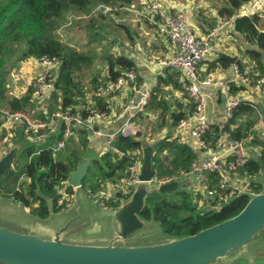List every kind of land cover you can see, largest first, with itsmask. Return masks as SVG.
I'll use <instances>...</instances> for the list:
<instances>
[{
	"label": "trees",
	"instance_id": "16d2710c",
	"mask_svg": "<svg viewBox=\"0 0 264 264\" xmlns=\"http://www.w3.org/2000/svg\"><path fill=\"white\" fill-rule=\"evenodd\" d=\"M249 1L223 0V6L217 10L218 16L230 19ZM132 2L133 0H0V107L10 111L23 112H29V108L32 107L29 90L20 97L8 98L6 96V78L10 73L8 61L17 54L10 66L31 58L46 57L59 60L61 65L55 82V91L51 98L56 104L60 98L62 110L70 107L73 110L78 104V98L84 96L81 84L77 81L79 78L77 73L89 69L88 67L94 63L95 56L84 54L61 42L55 35L58 28L56 20L61 17L66 7L77 13H83L93 5H96L97 8L102 5L109 9H124ZM263 14L264 11L261 16L254 13L249 16L235 17L233 24L234 31L241 34L248 45L243 50V55L253 63V68L257 73L255 81L264 77ZM98 17L103 19L104 15L99 13ZM117 26L124 29L122 25ZM15 46L19 49H15ZM99 59L106 66L107 80L110 81H116L123 71L135 70L134 63L123 54L115 55L109 52L103 54ZM235 64L240 73H243L244 65L238 59ZM216 66L227 68L230 63L227 60L218 59L210 62L208 68L212 70ZM157 81L156 87L149 93L143 111L155 116L154 121H157L159 128L166 125L168 118L175 126L179 121L187 119L189 113L193 112V104L190 101L186 104L178 101L169 102L165 91L167 86L184 93L174 71L166 69L164 75L159 76ZM93 83L98 86L96 78L93 79ZM239 90H243L242 87L239 88L231 84L230 92L232 94ZM259 90L264 92V83ZM184 96L187 98L185 93ZM93 101L97 107L103 110L104 101L101 97H94ZM249 104L248 102L240 104L234 111L232 120L224 127L234 140L247 139L250 136L249 130L252 126L250 123L240 124L235 129H230L236 119L254 115V110ZM83 114L86 116L85 112ZM214 131H217V126H214ZM80 133L85 134L86 132L81 131ZM140 138V133H136L135 136L117 134L110 143L109 149L91 161L87 176L82 183L83 186H90L88 174L93 178L98 176L100 179L98 181H109L121 177L128 166L134 162L133 155H139L138 153L141 152ZM86 143L85 140L83 145L86 146ZM249 144L260 149L259 155L249 159L241 168L240 173L253 176L264 168V140L251 137ZM164 152L173 154V159L170 162L167 161L166 155H163ZM20 157L25 158L26 163L15 172L17 174H14V171L6 170L0 175V195L11 198L29 208L36 217L46 219L49 216L46 200L50 199L53 202L54 212L62 209V207L56 206V200L59 197L57 189L65 188L63 191H72L68 180L70 173L81 161V156L71 153L70 157L59 155L54 158L52 152L43 145H27L20 152ZM194 158L195 154L187 145L164 138L152 156L153 169L158 178H169L168 176L181 170L187 172ZM21 176L28 179V184L25 187L19 186L13 189L12 184L14 181L17 182ZM252 188L255 193H260L262 185L255 183ZM175 197L177 201L170 202L161 193H151L146 198L145 207L140 213L143 219L157 222L166 217L160 225L161 230L175 238L194 235L236 216L249 200L247 196L241 195L221 206L219 210L194 214V207L187 193L177 192ZM36 203H38V207L34 208L33 205ZM118 204V201L110 203L112 207H118Z\"/></svg>",
	"mask_w": 264,
	"mask_h": 264
},
{
	"label": "built area",
	"instance_id": "2783aa9c",
	"mask_svg": "<svg viewBox=\"0 0 264 264\" xmlns=\"http://www.w3.org/2000/svg\"><path fill=\"white\" fill-rule=\"evenodd\" d=\"M148 6L147 11L140 12L139 16L144 15L146 20L155 26L156 33L167 39L171 52L163 62V66L169 67L179 74L181 88L193 104L191 116L179 121L176 125V129L182 134V137L176 138V141L179 144L187 145L185 142L187 141L186 136H188L189 139L195 141L197 150H199L198 154L194 153L193 149L187 145L195 154L187 172L172 179L158 178L154 170L155 174L150 183L160 186L178 179L190 180L189 186L180 192L193 197L194 214L219 210L221 206L242 194H247V197L255 194L252 188L255 185V182L252 181L253 177L250 179L251 176L246 175L245 177L240 173L241 168L248 161V141L251 137L234 140L230 132L224 129L225 125L232 120L236 108L246 102L234 97V94L230 92L231 84L238 86V80L241 79L242 73L234 64L232 78L215 80L209 75L201 74L199 67L222 53L223 47L219 42V33L225 29H233L235 17L260 13L264 8V0H250L239 15L222 21L207 35L201 36L191 29L182 12H172L171 9L156 0H150ZM98 10L106 12L109 8L101 5ZM27 61L37 65L40 73L29 80L25 92L30 91L31 104L41 113L42 118L36 119L28 112L10 111L0 107V132L4 134L3 146H0V158L11 149L14 125H23V130L36 140H42L41 136H45L48 140L54 137L55 139L50 140L46 147L56 158L58 153L65 150L74 131H85L94 136L101 135L95 129L96 124L109 120L110 114L115 111L116 103L114 101L117 93H123L127 88L134 95L140 94L136 84L135 71H123L116 81L106 79L105 82H100L98 86L93 87L88 94H84L82 108L74 107L72 110L70 107L66 110L57 109L50 112V99L55 91V82L61 63L57 59L46 57L31 58ZM12 79L16 80V77L13 75ZM263 83L264 77L257 79L255 90L259 91ZM213 87L220 90L224 100L222 121L218 123L212 122L208 118V97L203 91L205 88ZM94 97L103 99V110L95 105ZM148 97L149 92L141 94L137 105L138 109L146 104ZM128 103L134 105V98H130ZM249 105L258 113L257 126L264 131V118L255 105ZM214 126H217V131H214ZM230 127L231 130L235 129L236 123L231 124ZM117 134L135 136L136 132L127 122L116 133L106 135V143L110 145ZM6 145L10 146L9 149L7 148L8 150ZM139 169L138 160H134L121 177L111 181H98L95 188L89 185L83 186L87 198L96 203L100 209L112 208L108 202L118 201L115 197L117 193L123 197L131 194L133 185L138 182ZM18 181L15 188L19 187ZM57 193L59 197L56 200V206L68 208L72 205L73 191L66 192L63 189H57ZM165 196L168 198V195Z\"/></svg>",
	"mask_w": 264,
	"mask_h": 264
},
{
	"label": "water",
	"instance_id": "95a60500",
	"mask_svg": "<svg viewBox=\"0 0 264 264\" xmlns=\"http://www.w3.org/2000/svg\"><path fill=\"white\" fill-rule=\"evenodd\" d=\"M218 58L227 60L230 64L236 61L235 57L225 53H220ZM259 108L264 118V106L259 104ZM20 134L18 131V136ZM162 141L163 139H159L150 144L144 139L140 140L142 156L133 155V159L138 160L140 164L138 182L133 185L129 196L123 197L120 193L115 195L119 202L115 208L100 209L87 198L82 183L87 176L91 159L81 158L68 180L73 191V203L68 208L69 211L75 212L74 218L60 227L51 239L17 233L0 226V264H234L239 259L241 260L236 263L256 264L251 260V256H258L246 248L251 246L258 234L264 230L263 180L260 181L261 192L249 195L246 206L230 219L191 236L140 241L143 239V233L140 231L144 228L147 231V221H154L145 220L140 216L146 198L154 192L171 196L183 190L186 185L182 179L160 186L150 183L155 174L152 156ZM18 150L19 146L15 145L0 158V175L6 170L11 171ZM86 200L101 211L99 215L102 220L107 221L105 225L110 222V226L114 227L109 232V240L104 246L78 245L64 241L66 236L74 233L78 222H84V225L79 227L81 230L93 225H87L90 220L84 219L82 207ZM46 202L50 216L54 213L53 202L50 199ZM165 219L166 217L154 222L160 226ZM232 255L234 256L231 258ZM258 258L257 264L264 262V254Z\"/></svg>",
	"mask_w": 264,
	"mask_h": 264
},
{
	"label": "crops",
	"instance_id": "0c3cea01",
	"mask_svg": "<svg viewBox=\"0 0 264 264\" xmlns=\"http://www.w3.org/2000/svg\"><path fill=\"white\" fill-rule=\"evenodd\" d=\"M156 1L162 3L164 6L171 9L172 12H182L186 16L187 21H188L191 29L197 35H200V36L201 35H207L210 31L215 29L222 21L226 20V19L220 18L218 16V13H217L218 8L223 6V0H218L219 3L217 2V0H213V1L212 0H156ZM149 2H150V0H133L132 4L125 9L128 11H131L133 9L135 11V13L139 15L140 12L147 11V9L149 7L148 6ZM138 5L140 7H138ZM247 5H248V3L243 5L237 11L236 15H239L242 12L243 8H245V6H247ZM202 11H205V12L201 13ZM263 11H264V8L261 9L260 16L262 15ZM106 13H107V11H106ZM106 13H102V14L104 15ZM247 16H249V15H247ZM239 17H241V16H239ZM213 18H216V25L213 28H210V26H208V24L206 22L212 21ZM148 24H150L153 27L155 34L158 37H160V40L162 42L161 43L162 44L161 49L165 53L164 60L161 62L159 61L156 64H154L155 60H157L158 57L152 56L153 55L152 53H151V56L149 55L150 57H148V56L146 57V55L144 53L140 52L138 44L134 45L136 47L134 52L126 50L124 45L129 43L130 40L124 39V40H122L124 42L123 44L121 42H120V45L115 44L118 51H119V53L116 55H122L123 54L124 56L128 57L134 63V65H135L134 71L136 73V84H137V88H138L140 94L134 95L133 93L129 92L127 88L124 90L123 93H117L116 94V97H115L116 99L114 101V103H116L115 104V111L110 114V118L108 121H104V122H100V123L96 124L95 129L98 132H100L101 135L94 136V135H90L87 132L85 134H81L80 133L81 131L79 130V131H74L73 135L69 139L70 143L71 142L78 143L79 136H81L82 138H84L86 136L88 139V145L86 143V146L91 151L90 153L92 155H94V157H89L91 159V161L94 158L100 157L105 151H107L109 149V145L106 143V138H105L106 135L116 133L127 122L133 126L136 133H139L141 131V130L139 131L137 129V126H135V122H137V121H132V119H134V116L137 117L140 114H146V113H143L144 112L143 111L144 106L140 109H138V106H137L140 99H141V94L147 93V92L150 93L156 87L157 82H158L157 81L158 77L164 75L166 69L174 71L177 74L178 82L180 84L179 74L175 70H173L169 67L163 66V62L166 61V59L169 57L170 52H171V47L168 44L167 39L161 37L160 35H158L156 33L155 26L153 24H151V23H148ZM219 36H220L219 42L222 44V47H223L222 53H225L231 57H235L236 60L238 59L242 63V65H244V71L247 68L251 69V66H253V63L246 56L243 55V52L241 54L239 52L240 50H238V48H237V46L239 45V49H241L243 51L248 46L246 44V42L244 41L242 35L235 32L234 29L229 28V29L222 30L219 33ZM234 36L236 38H238V42L236 39H234ZM218 59H219L218 57H214V58L204 62L199 67L200 73L204 74V75H209V76L213 77L215 80H227L229 78H232L233 77L232 71H233V67H234L235 63L230 64V66L227 68H223L221 66H216L212 70H210L208 68L210 62H214ZM161 65L163 67H160ZM103 67H104V71H106V72H105V75L103 74L102 79H99V83L105 82L107 79V68H106V66H103ZM100 68H101V66L97 65V69H100ZM38 73H40V72H39V69H37V65H34L33 63H31V61H27V60L23 61L21 63V69H20V73H19L20 75L18 78H16V80L13 79L12 83L13 84L16 83L19 79H24V80H27L29 82V80L32 77L37 76ZM28 82H27V84H28ZM246 88L247 87L245 85L244 92L246 91ZM251 90L252 89H249L250 92H252ZM90 91H91V89L88 91H84L82 93L88 94ZM165 91L167 93V96L170 95L171 93H179V94H182V96H183V98L177 99L178 98L177 97L173 101H171L169 99L170 103L171 102L175 103L176 101H178L180 103L186 104L190 101V100L189 101L186 100L188 97L185 98V96H184L185 92L182 93L181 91L174 90V89H172V87H169V86H167L165 88ZM203 91L205 92V94L208 97L207 115H208L209 120L212 122H215V123L222 121V116H223V111H224V100H223V96L220 94V90L217 87H213L210 89L205 88V89H203ZM257 92L260 93V91H257ZM185 95H186V93H185ZM236 96H237V94H236ZM130 98H134V100H135L134 105H130L128 103V100ZM263 99H264V97H263ZM82 101L83 102H82L81 106L79 104H77L75 107L82 108L84 105L83 97H82ZM53 102H54V100L51 98L50 99V106H49L50 112H53L57 109H61L60 98H58V104H56V103L53 104ZM246 102H248V101H246ZM250 102L251 101H249V103ZM250 104H252V102ZM51 105H53L52 107H54L53 111H51ZM253 105H254V103H253ZM262 105L264 106V102ZM255 106L257 107V109L260 112L259 104H255ZM253 110H254V114L256 113V115H257V118H258L257 121H259L258 113L255 111V109H253ZM39 114L41 115V113H39ZM147 114L149 116L151 115L155 120V116L153 114H149V113H147ZM260 114H261V112H260ZM189 116H191V114ZM154 120L153 121H146L148 123V124H146V126L150 125V129H149L150 133L148 134V136L144 137L143 139H145V141L147 143H153L154 141L156 142L159 139L168 138V137H166L168 135H170V137H172L174 139L182 137V134L176 129V126L173 125L171 119L168 118L166 121V125L162 128H159L157 121H154ZM138 127H140V126H138ZM13 129H14L13 130L14 136L12 137V140H11V145H12L11 148L15 145L19 146V150H18V153L16 156V157H19L20 152L27 146L26 145L23 147V144H24L23 139H24L26 133L23 129H20V128L14 127ZM18 131H20V133H21L20 136H18ZM41 137L43 138L42 140H39V139L32 140L33 143L29 144V145H35V146L43 145L46 147V145L50 142V140L53 141V139H55L53 137V138H50L48 140V139H46L45 136H41ZM3 139H4V134L2 132H0V146H3V144H2ZM186 139H187V141L185 143L193 149L194 153L196 152L198 154L199 150H197V145H196L195 141L193 139H189L188 136H186ZM13 140H16V144L13 143ZM140 140H141V138H140ZM27 141H29V140H27ZM249 153H250V146H248V155H249ZM59 155H61L63 157L62 153H58V155L56 157H58ZM258 155H259V153L256 154L254 157L251 156L250 159L256 158V157H258ZM242 176L246 177V175H242ZM252 177L255 178V175L251 176L250 179H252ZM18 180L21 182L20 178ZM26 180H27V184H28V179H26ZM109 181H111V180H109ZM184 181L186 183L185 187H188L189 184L191 183L190 180H184ZM1 198L4 199L5 202L11 204L13 207L18 208V209H22V215H20V217H17V218L15 217L13 219L9 216L4 217L2 214H0V219H2V220L4 219L5 222L11 223V224H7L3 221H0V226L6 227L9 230H12V231L17 232V233L34 235V236H36L38 238H42V239H51L60 227L65 225L70 219L74 218V214H75V212L73 213L72 211H69V212L62 213L61 215H59L61 212L60 211V212H54L47 219H40V218H37L35 215H33L30 212L29 208L22 206L18 202L13 201L11 198L9 199V198H5L2 196H1ZM33 207L37 208L38 203L34 204ZM77 221L75 223H77ZM105 224H107V221L100 220L97 222H93L92 226L86 227V228L81 230L79 227H82L84 225V222H82V223L78 222L76 225V228L74 229V233L69 235V236H66L64 238V241L67 243L78 244V245L104 246L107 244V242L109 240V234H110V233H108V234L102 233V230H103ZM263 263L264 262H262V261L259 262V264H263ZM234 264H239V263H234Z\"/></svg>",
	"mask_w": 264,
	"mask_h": 264
},
{
	"label": "rangeland",
	"instance_id": "374dc122",
	"mask_svg": "<svg viewBox=\"0 0 264 264\" xmlns=\"http://www.w3.org/2000/svg\"><path fill=\"white\" fill-rule=\"evenodd\" d=\"M217 2L219 3L218 0ZM138 7L140 6L138 5ZM108 11L107 13L100 12L97 6L93 5L89 7V9L86 10L85 12L77 13L66 7L61 17L56 20V24L58 28L55 32V35L61 42H63L64 44L70 45L77 51H82L84 54L90 55L92 57L93 55L95 56L94 63L92 66L88 67L89 69H87L86 71L82 73L81 72L77 73V77H79L77 78V81L81 84L82 92L88 91L92 89L93 87H95V84L93 83L94 78L97 79L98 85H99L100 84L99 79H102L103 74L105 75L106 71H104V67H103L105 65L99 59V57L101 58L103 54H106L109 52L114 53L115 55L118 54L119 51L115 44L120 45V42L123 44L124 42L122 40L124 39L130 40V36L132 37V40L129 41V43L124 45L126 50L134 52L136 48L134 45L138 44L140 52L144 53L146 57L147 56L150 57L151 53L153 54L152 56L158 57L157 60H155L154 64H156L159 61L160 62L163 61L165 58L164 56L165 53L161 49L162 42L160 40V37H158L155 34L153 27L150 24H148L149 22L146 20L144 15L139 16L138 14L135 13L133 9L131 11H128L125 8L124 9L123 8L109 9ZM205 11H202L201 13ZM99 13L101 14L106 13L104 14L103 19H100L98 17ZM260 13H258V15H260ZM206 23L208 24V26H210V28H213L216 25V18H213L212 21H209V22L207 21ZM117 25H122L124 29H120ZM234 39H236L238 42V38L234 36ZM237 48L238 50H240L239 52L242 54L243 51L239 49V45L237 46ZM15 49H19V48L15 46ZM16 57H17V54H15L14 57H11L8 61V66L10 67V73L8 74L6 78V85H7L6 96L8 98L20 97L24 95L25 90L27 88V82H28L27 80L19 79L16 83L14 84L12 83L13 75L16 78H18L20 75L19 73L21 69V63L10 66V64L13 63V60H15ZM97 65H100L101 68L97 69ZM160 67H163V66L161 65ZM253 67L254 66H251V69L250 68L245 69V71L242 73V77L241 79L238 80L239 84L236 87H239V88L242 87L243 90H239L236 93H234V97H238L239 99L243 101H248V103L249 101H251L252 104L254 103V105L263 104L264 92L259 90L260 93H258L255 90V83H256L255 77L257 76V73ZM245 85L247 88H246V91L244 92ZM248 88L252 89L251 90L252 92H250ZM167 97L171 101H173L177 97H178L177 99L183 98L182 94H179V93H171ZM186 100L189 101L188 98ZM77 102L81 106L83 102L81 96L78 98ZM54 103L55 101L53 102V104ZM52 106L53 105H51V111L54 110V107ZM28 113H30L31 116L36 119H39L42 117V115L39 114L40 112L37 109H35L33 106L29 108ZM257 119L258 118L255 113L254 115L242 116L241 118L236 119L235 123H236V126L240 124L244 125L245 123H250L252 125L249 130L250 137H258V139L260 138L261 140H264V131H262L257 126V122H258ZM153 120L154 118L151 115L149 116L147 113L140 114L137 117L134 116V119H132V121H137L135 122V126H137V129L139 131L141 130L140 131L141 133L139 132L141 134V139L148 136V134L150 133V130H149L150 125L146 126V124H148L146 121H153ZM14 127L23 129V125H14ZM133 130L135 131L134 128ZM25 133L26 134L23 139L24 140L23 147L26 145L32 144L33 143L32 140H35V138H32L31 135L27 134V132ZM166 137H168L169 140L176 141V139L170 137V135ZM85 139L87 140V145H88L87 137L85 136L84 138H82L81 136H79L78 143L68 142L65 150L60 153H62L63 157H70L71 153H76V154L78 153V155L81 156L82 160L83 158H86V157L88 158L94 157V155L90 153L91 151L87 148V146L85 147L83 145V141ZM27 140H29L30 142ZM248 142H250V140ZM13 143L16 144V140H13ZM7 148L9 149L10 146L8 147V145H6V149ZM259 151L260 149L258 147H254L251 145L250 153L248 155V160L250 159L251 156L254 157L256 154H258ZM138 154H139V157L142 156V152ZM163 155H166L168 162H170L173 159V154L169 152H164ZM25 163H26V159L21 158L19 154V157H16L12 164L11 171H14V174H17L15 172L18 171L22 166H24ZM183 172L184 171L181 170L177 172L176 174H172L168 177L172 179H176L177 177L181 176ZM88 178L90 179V181L88 182L90 184V187L93 186V188H95L97 185L96 182L100 180L98 179V176L93 178L90 176V174H88ZM263 178H264V168H262L260 173L255 175V178L253 177L252 181L259 184L260 181L263 180ZM20 179H21V182L18 181L19 183L18 186L25 187L27 184L26 178L24 176H21ZM15 185H16V182L14 181V183L12 184L13 189L15 188ZM61 189H65V188H61ZM1 196L2 195H0V214H2L4 217L9 216L13 219L15 217L16 218L20 217V215H22V209L13 207L11 204L5 202V200L2 199ZM5 198H8V197H5ZM166 199L170 202L177 201L175 197V193L172 194L171 196H168V198L166 197ZM189 200L191 202L193 201V197L191 195H189ZM85 202L86 204H84V206L82 207V210L85 213L84 219L90 220L87 222V225L90 226L93 222L102 220L101 219L102 217L99 215L101 211L97 207H95L90 201L86 200ZM108 204H110V202H108ZM67 211H69V208H64L60 212L59 215H61L62 213H66ZM97 214L99 215V217ZM0 221H5V220L0 219ZM147 225H148L147 231L145 228L142 229V231H140V233L141 232L143 233L142 234L143 239H140V241H143V242L144 241H161V240L170 238L169 235L162 232L161 227L158 225V223L154 221H147ZM113 228L114 227L110 226V222H109V225H104L102 233L108 234L110 231H112ZM258 235L259 236H257L256 239H254L253 244H251V246H248V248L246 249L250 250L251 252L254 251V255L260 257L261 255L264 254V230ZM233 256L234 255L230 257L232 258ZM258 257L251 256V260L254 261L255 263H258V259H259ZM228 260L230 261V258H228ZM240 260L241 259H239L236 262H239ZM241 264H244V263H241ZM248 264L250 263L248 262Z\"/></svg>",
	"mask_w": 264,
	"mask_h": 264
},
{
	"label": "bare ground",
	"instance_id": "6f19581e",
	"mask_svg": "<svg viewBox=\"0 0 264 264\" xmlns=\"http://www.w3.org/2000/svg\"><path fill=\"white\" fill-rule=\"evenodd\" d=\"M117 136V135H116Z\"/></svg>",
	"mask_w": 264,
	"mask_h": 264
}]
</instances>
